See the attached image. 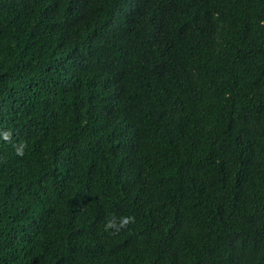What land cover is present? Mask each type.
Listing matches in <instances>:
<instances>
[{
    "label": "trees",
    "instance_id": "obj_1",
    "mask_svg": "<svg viewBox=\"0 0 264 264\" xmlns=\"http://www.w3.org/2000/svg\"><path fill=\"white\" fill-rule=\"evenodd\" d=\"M0 264H264V0H0Z\"/></svg>",
    "mask_w": 264,
    "mask_h": 264
},
{
    "label": "clouds",
    "instance_id": "obj_2",
    "mask_svg": "<svg viewBox=\"0 0 264 264\" xmlns=\"http://www.w3.org/2000/svg\"><path fill=\"white\" fill-rule=\"evenodd\" d=\"M15 39L18 40L17 37H15ZM24 49H26V48L24 47ZM37 52H38V48L32 50L30 52V54L35 56L37 54ZM132 222H134V217H121L120 218V227L127 226L129 223H132ZM116 226L117 225H116L115 219L108 221L107 224L105 225L106 230L109 228H115Z\"/></svg>",
    "mask_w": 264,
    "mask_h": 264
}]
</instances>
